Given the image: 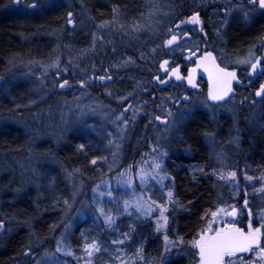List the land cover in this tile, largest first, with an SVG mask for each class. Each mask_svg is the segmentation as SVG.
Segmentation results:
<instances>
[{
  "label": "trees",
  "instance_id": "trees-1",
  "mask_svg": "<svg viewBox=\"0 0 264 264\" xmlns=\"http://www.w3.org/2000/svg\"><path fill=\"white\" fill-rule=\"evenodd\" d=\"M162 7L161 3L153 0H51L50 3L49 0H0V75L7 78L11 75V61L18 65L14 74L33 71L28 67L29 62L47 61L55 53L57 42L50 34L62 33L59 44L63 59L59 66L51 69L50 75L47 72L45 83H49L50 76L57 84L66 82L68 85L63 86V90L59 86L54 96L69 99L72 93L80 91L78 95L84 94L86 98H94L101 104L102 99L108 100L106 104H102L104 106H99L101 116L107 113L105 108H111L114 101L115 107L122 110L119 113L126 114L123 111L128 110V118L122 127L128 133V128L140 127L145 120L144 112L147 107L144 102H149V108L157 118L164 115V107L172 109L173 106L174 110L193 108L191 101L194 99L191 97L198 95L199 99H204V92L194 94L188 88L180 87L158 105L149 98L151 92L148 86L153 85L156 75L161 73L163 62L175 55V51L168 48L169 40L162 37L161 30L168 28L170 22L177 20L183 12H172L171 7H166L163 11ZM167 16L170 18H166ZM111 19L121 21L127 27V34L125 31L116 36L109 35L112 37L108 38L100 35V24ZM170 31L175 34V29L171 28ZM263 33V16L246 28L234 24L225 32L229 38L226 48L231 53L246 51L250 45L253 47L256 44ZM81 36L94 43V46L99 44L98 41L104 42L107 47L103 50L110 59L106 63L98 61L94 68L86 67L84 52L71 47V44L76 45L77 38ZM75 57L82 59L83 64L77 66L73 62ZM115 68L118 72H123L122 77L118 75L117 78L120 83H117L112 74ZM129 78L132 83H125ZM33 88V82L26 81H16L13 84L4 82L0 86V119L9 116L15 119L10 124L0 126V264H77L83 259L77 260L78 256L61 254L58 240L70 218L69 209L79 201L76 195L83 196L86 192L89 195L97 182L107 175L109 161L105 157L110 158L111 155L108 151V156L96 159L90 150V141L71 132L59 137V132H56L53 139H59L63 144L58 146V164H52L49 161V150L55 145L53 140L49 142V135L44 136L39 131L38 135L45 140L34 149L37 155H33L35 162L32 168L26 152L31 139L33 142L30 148L33 149L37 138L33 139L35 128L31 126L28 117L46 115L40 111L42 106L49 103L48 97L34 106L26 107L36 97ZM115 93L122 95L119 97H126L123 104H119L118 99H108L109 94ZM129 112L133 114L129 116ZM209 121L212 124L207 115L198 112L189 114L181 124L185 144L192 146L197 157H202L205 153L200 136L209 127ZM83 124L94 128L90 119L83 121ZM255 137L258 147L250 146L243 152L249 160L247 171L260 178L264 177V136ZM130 144L129 142L127 148H131ZM82 149L86 151L85 161L72 162L77 151ZM148 149L147 156L142 159L123 160V167L131 165L137 168L138 164L147 161L150 157ZM165 168V173L171 177L172 186V196L167 198L166 210L169 213L166 225L158 226L153 218H147L136 224L137 231L133 232L132 237L141 235L146 239V249L158 258L157 264H197L199 254L196 240L206 225L207 213L215 208L217 198L210 185L201 186L185 172L176 173L174 166L168 165ZM91 169L94 173H91ZM70 172L73 174L69 175ZM74 177L82 178L81 189L74 182ZM237 177H241V174ZM243 187L250 194L251 208L246 210L243 205L246 196L237 189L240 191L235 194L237 197L227 198L228 204L233 203L234 208H237L233 215L235 217L228 219V225L237 223L246 231L255 230L260 225L264 201L257 192L258 184L243 182ZM224 194L228 192L225 190ZM179 204L187 207L178 212L176 209ZM249 212L253 214L251 220ZM89 220L83 219L74 229H67L72 244L78 243V232ZM128 226L129 222L125 227ZM250 257L251 255L241 253L235 259L242 263L247 262L246 259L250 260Z\"/></svg>",
  "mask_w": 264,
  "mask_h": 264
},
{
  "label": "rangeland",
  "instance_id": "rangeland-1",
  "mask_svg": "<svg viewBox=\"0 0 264 264\" xmlns=\"http://www.w3.org/2000/svg\"><path fill=\"white\" fill-rule=\"evenodd\" d=\"M159 4L163 0H153ZM51 0H49V3ZM250 14V12H247ZM195 17H193L195 21ZM184 21H180V24H183ZM55 37L57 42V48L55 53L49 60L44 62H29V69H34L33 71L13 73L18 65L14 64V61L10 62L11 75L5 81L7 84H13L14 82L26 81L33 82V89L36 92V97L34 102L30 101L28 106H34L46 99L50 95H53L51 99H55L54 103L46 106H42L40 113L46 114L44 116L34 115L28 117V114L25 117H28L31 126L35 128V135L33 134V139L37 138L33 143V149L30 148L33 140L31 139L30 146L27 149V158H29L30 166L34 168L33 164L36 157L35 150L37 145L40 142H43L45 139L40 138L41 135H38L39 131H42L44 136L51 138L53 134L59 132L58 136L61 137L64 134L68 135L73 129H79L80 123L84 126L83 121L93 118L92 111L91 114H88V109H90L89 101L93 100L86 98L84 94L78 95L80 91L72 93L71 98L62 99L60 96H54L55 90L63 86L68 85L66 82L57 84L56 81L50 79L49 83H45L46 77H48L52 72L51 69L59 66L60 60L63 59V52L61 50V37L62 33L50 34ZM174 37H170L169 42ZM177 39V38H176ZM264 43V42H263ZM255 52L253 50H248L243 56L239 59L234 60V64L239 66L249 67L255 59ZM19 60V58H18ZM73 62L80 66L83 64L82 59L73 58ZM230 62V61H229ZM61 71H63L60 68ZM55 72V70H53ZM39 74V77L37 74ZM65 73V71H63ZM87 74V73H86ZM36 80V81H35ZM32 85V83H29ZM50 98V97H49ZM86 98V99H85ZM57 101V103H56ZM194 102L204 105V100L199 99L198 95L194 97V100L191 101V104L194 105ZM58 107V112H49L50 107ZM84 106V107H82ZM99 106H104L101 103ZM205 106L210 108V105L205 102ZM228 107V105H220L216 107V110H223ZM87 109V112L85 111ZM172 106V109L164 107L162 117L158 119L157 124L160 128L166 129L167 131L173 130L176 125H178L177 119L182 118V113L186 108L176 109ZM91 110V109H90ZM48 113V114H47ZM55 113L57 115H55ZM101 115V114H100ZM11 118V119H10ZM108 120L107 117H103ZM0 122L2 124H10L15 119L11 116L9 118H3ZM22 123V122H20ZM115 126L114 134L109 132V135H115L117 138L123 136L122 127ZM27 125V124H26ZM30 128V125L29 127ZM36 129H38L36 131ZM117 143L113 147V153L116 155H122V150L124 149V143ZM161 144V143H160ZM159 147L155 149V145L150 149L148 155L149 159L144 160L143 163L130 167H123V159L120 157H114L112 163L108 164L106 171L108 172L100 181L97 182L94 189L88 195L86 192L83 196L76 195V199L79 197V201L69 209V220L66 225L65 231L61 234L58 240V247L61 254L71 257H77L78 259H83L77 264H157L158 258L150 253L146 249V239L137 235L133 238V232L137 231L136 224L146 220L147 218H153L158 226H165L167 217L165 215L168 197L172 196V186L171 178L168 173H165V163L162 160L165 153L163 149L165 148L162 144L156 145ZM35 149V150H34ZM155 150L156 152L154 153ZM33 157V158H32ZM73 173L70 172L69 175ZM257 179V180H256ZM74 182L78 183L80 188L81 183H83L82 178H75ZM243 182H248L249 184H258L260 199L264 201V177L257 175L256 177L249 174L248 171H245L241 177H237L232 173H226L222 178V181L219 184L218 192L224 193L226 190L228 194H231L232 197L236 193L244 192L246 196L244 198L243 205L247 211L250 210V194H247V190L243 187ZM256 182V183H255ZM81 189V188H80ZM239 189V190H237ZM237 190V191H236ZM232 192V193H230ZM172 198V197H171ZM215 208L207 213V222L204 227L205 230L210 233L221 230L228 225V219L234 218L233 215L237 208H234V204H228V200H225L223 197L216 200ZM250 219L253 218V214L249 212ZM90 219L87 224L81 227L78 232V243L72 244L71 238L68 235V230L74 229V227L83 219ZM129 222V226L125 225ZM252 222V221H251ZM251 228V225H250ZM68 229V230H67ZM259 236L262 237V241L256 242L252 247L248 255H251L250 260L246 259L247 262L238 263L237 258L232 257L228 264H264V207L261 209V221L260 225L255 229ZM258 235V234H257ZM197 242V240H196ZM75 249H73V247ZM234 256V255H233ZM69 263V262H68ZM72 264V263H69Z\"/></svg>",
  "mask_w": 264,
  "mask_h": 264
},
{
  "label": "bare ground",
  "instance_id": "bare-ground-1",
  "mask_svg": "<svg viewBox=\"0 0 264 264\" xmlns=\"http://www.w3.org/2000/svg\"><path fill=\"white\" fill-rule=\"evenodd\" d=\"M161 4L163 6V11L166 10V7H171L173 10L172 12L175 13L183 11L177 20L170 22L168 28H162L161 35L163 38L169 39L173 36V32L170 31L171 28L175 29V33H179L183 36H191L193 34H197V36H199L200 33L196 29L179 27L180 20L182 21L190 15L197 14L206 17V19L211 23L226 24L222 30L224 34L223 36L212 34L204 40V42H208L209 45L213 47H218L221 45L223 49L227 47V44H229V38L225 35V32L227 31V25L231 27L234 24H239L241 27L246 28L251 26L254 20V13L246 8H236L229 11L228 13H220L218 8L214 7L210 0H163V3L161 2ZM247 12H250V14H247ZM149 15L151 16V14ZM166 18L170 17L167 16ZM99 29L100 35L102 34L104 38L116 36L118 34L124 33L125 31L127 34V27L121 21H115L114 19L100 24ZM76 41L77 43L79 41V43H76V45L71 44V47L72 49L76 47V51L78 52H84V55L86 56L83 59L87 64L86 67L88 66L89 69H91V67H96L98 65V61L106 63L108 59H110V57L103 50L105 47H107L104 42L101 43L98 41L100 45L97 44L94 46V43L88 41L84 36L78 37ZM263 42L264 33L260 34L256 44L253 47L250 45V48L246 51L251 49L257 56L264 47ZM86 51L88 52L86 53ZM167 60L173 61L174 59L168 58ZM167 60L164 62H167ZM125 67L128 68L127 65ZM112 74L115 77L117 83H120V80L118 81L117 78H119V76L122 77V70L121 72H118V69L115 68L112 71ZM172 74V72L169 73L167 82H170L173 78H175L172 76ZM176 76L180 81H188L190 78L188 75H182V73L177 72ZM125 83H132V79H126ZM244 85L249 88L240 92L238 100L219 111L216 110V107L218 106H213L214 103L208 100L209 90L207 91L206 88H203L202 91H191L189 89L194 94H200L201 92L205 93V98L203 99L204 105L199 104L198 102H194V105L191 104L194 107L183 111L182 118L177 119L178 125H176V127L171 131L160 128L156 124L159 119L157 118L158 116H156L153 110L149 108V102H144L147 110L145 109V120L143 121L142 125L140 127L132 126L131 128H128L130 133H128L126 130L125 132L123 131V136L121 139L117 138V136L115 137V135L108 136V134L111 131L114 134V127L121 126L128 118V110L123 111L126 114L119 113V111L122 110H118L115 107V103L113 101L114 99H118V103L123 104L126 97H119L122 95L116 93L112 95L109 94L108 99H112L113 104L111 108H105L104 111L107 113L103 116L100 115L99 111L100 101L93 98V100L89 101V105L93 116V118L90 120L92 121L94 128L91 129V127L88 128L80 124V128L78 130L73 129V131L70 132L75 134V136L77 135L90 141L91 148L90 146L89 148L95 154L96 159L103 158L104 155L108 156L107 152L109 151V154L111 155L110 158L109 156L105 157L106 160L109 161V164L112 163L114 157L117 158L120 156L123 160L127 159L134 161L136 159H142L147 156V148H149L148 150L151 152L150 149L153 147V145H155V149L157 150L159 147H156V145L162 144L165 147L163 150L165 152L167 151L162 159L164 163H166V167L168 165L174 166V171L176 173L179 174L180 172H185L188 177L195 179L196 182L201 186L203 184L210 185L212 193L217 199L223 197L225 200H227V198H231V194L217 192L222 178L224 175H226V173H232L234 175H242V173H245L249 166V160L247 159V155L243 152V150L250 146L253 148L258 147L259 144L255 136H257V138L264 136V95L261 96L260 100L255 99L252 95L253 83H249L247 81ZM148 87V90L150 89L151 92L149 98L155 101V104L158 105L157 103L162 102L163 99L162 96L158 95L159 88H154V84ZM258 90H260V92L263 91V89L260 88H258ZM49 97L52 98L53 95H50ZM51 98H49V105L53 104L55 101V99ZM191 98L194 99L193 97ZM106 101L102 99V104H106ZM205 102L210 105L211 110L205 106ZM56 103L52 109L50 107L49 112H58ZM90 109H88V114H91ZM198 112H202L203 114L207 115L212 121V124L209 121V127L203 130L200 136L202 142L201 145L205 152L202 157L196 156L194 149L189 143L185 144L183 138L184 129L181 128V124L189 114H197ZM132 114L133 113L129 112V116ZM55 115L57 114L55 113ZM103 117H107L108 120ZM101 121H103V123H101ZM129 124H131V121ZM53 138L54 137L51 139L49 138V142L53 140L52 143L55 145L51 150H49V161L51 160L52 164H58V146H61L63 143L61 140H56ZM119 142L124 143L122 155H116L115 153L112 154L114 145ZM129 142L131 143L130 147L132 149L127 148ZM153 151L154 153L156 152L155 150ZM87 152L89 151L87 150ZM67 156H69V153ZM85 156V150L82 149L77 151L73 157L74 161L72 162L82 163L85 161ZM66 163H68V160H66ZM208 164L210 166H208ZM91 170V173H94L93 169ZM186 207L187 206H184L183 204H179L177 205L178 209H175L176 211L180 212ZM168 213L169 212L167 210L165 213L167 218ZM205 232L206 230L203 229L199 233L197 241L201 242V238Z\"/></svg>",
  "mask_w": 264,
  "mask_h": 264
},
{
  "label": "flooded vegetation",
  "instance_id": "flooded-vegetation-1",
  "mask_svg": "<svg viewBox=\"0 0 264 264\" xmlns=\"http://www.w3.org/2000/svg\"><path fill=\"white\" fill-rule=\"evenodd\" d=\"M214 7L218 8L220 13H228L229 11L236 8H246L252 11L254 14V20L252 25L263 16L264 18V0L261 6V0H210ZM221 7V10H220ZM195 21L193 17H195ZM184 23L180 24L181 28L196 29L199 31L197 34L191 36H183L179 33H175L171 41L167 42L168 48L175 51V55L169 59H174L173 61L163 62L161 73L156 75L154 80V88H159V96H162V102L171 96V93L176 91L177 88L186 87L191 91H199L206 88L210 90L212 88L211 82L222 76V67L237 70L238 77L242 81L240 83H234V85L228 90L229 98L227 101L219 104H214L213 106L220 105H231L234 101L239 98L240 92L248 89L244 84L250 80L248 76V71L252 64L259 58H262L264 47L258 53L254 61L249 67L239 66L234 64V60L239 59L244 53L237 52L231 53L227 48H222V46L213 47L209 45L208 42H204L212 34L217 36H223V28L226 24L211 23L201 15H190L189 17L183 19ZM178 26V25H177ZM230 27L227 25V30ZM177 38V39H176ZM230 61V62H229ZM218 64H217V63ZM264 64V59H262ZM172 72L173 78L167 84V77L169 73ZM177 73H182V75H188L189 80L180 81ZM252 95L255 99L260 100L261 96L264 95V70L257 75L253 81ZM200 88V89H199ZM258 88L263 89L260 92ZM263 92V93H262ZM155 97V96H154ZM173 97V96H172ZM171 97V101L173 98ZM236 256V255H234ZM233 255L229 257L228 262ZM232 260V259H231Z\"/></svg>",
  "mask_w": 264,
  "mask_h": 264
},
{
  "label": "water",
  "instance_id": "water-1",
  "mask_svg": "<svg viewBox=\"0 0 264 264\" xmlns=\"http://www.w3.org/2000/svg\"><path fill=\"white\" fill-rule=\"evenodd\" d=\"M262 3L263 1L261 0V6L263 5ZM262 57L264 59V52ZM261 62L262 59L259 58L248 71V75L250 76L249 83H252L253 79L264 70V64ZM5 80L6 76L0 75V86ZM234 83L242 84V81L238 77V72L222 67V76L211 82L212 88L208 91V100L214 104L226 101L229 97L228 89ZM255 239L260 240V237L247 233L236 224H231L226 229L212 234L206 231L201 238V242L198 244V254L200 257L198 264H226V254L247 251Z\"/></svg>",
  "mask_w": 264,
  "mask_h": 264
}]
</instances>
